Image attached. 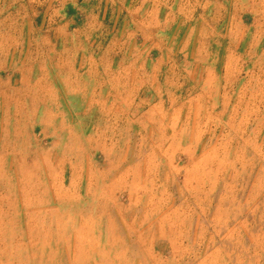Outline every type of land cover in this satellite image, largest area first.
<instances>
[{
  "label": "rangeland",
  "instance_id": "rangeland-1",
  "mask_svg": "<svg viewBox=\"0 0 264 264\" xmlns=\"http://www.w3.org/2000/svg\"><path fill=\"white\" fill-rule=\"evenodd\" d=\"M190 1L0 0V264H264V0Z\"/></svg>",
  "mask_w": 264,
  "mask_h": 264
},
{
  "label": "crops",
  "instance_id": "crops-1",
  "mask_svg": "<svg viewBox=\"0 0 264 264\" xmlns=\"http://www.w3.org/2000/svg\"><path fill=\"white\" fill-rule=\"evenodd\" d=\"M63 4L73 6V13H70V17L74 20H86L90 18V16L95 15L94 19H98V14H96L92 6L95 4H109V0H62ZM139 1V4H154V3H163V1L168 0H135ZM178 1V0H177ZM221 2L220 0H217ZM187 3H191V1L186 0ZM194 2V1H193ZM251 1L246 0L244 3H250ZM104 15V14H103ZM64 17V16H63ZM92 18V19H93Z\"/></svg>",
  "mask_w": 264,
  "mask_h": 264
},
{
  "label": "bare ground",
  "instance_id": "bare-ground-1",
  "mask_svg": "<svg viewBox=\"0 0 264 264\" xmlns=\"http://www.w3.org/2000/svg\"><path fill=\"white\" fill-rule=\"evenodd\" d=\"M74 234V233H73Z\"/></svg>",
  "mask_w": 264,
  "mask_h": 264
}]
</instances>
